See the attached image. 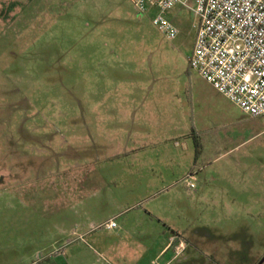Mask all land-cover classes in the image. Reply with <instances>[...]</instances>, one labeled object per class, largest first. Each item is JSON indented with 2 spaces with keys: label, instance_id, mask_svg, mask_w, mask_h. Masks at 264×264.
Instances as JSON below:
<instances>
[{
  "label": "rangeland",
  "instance_id": "rangeland-1",
  "mask_svg": "<svg viewBox=\"0 0 264 264\" xmlns=\"http://www.w3.org/2000/svg\"><path fill=\"white\" fill-rule=\"evenodd\" d=\"M17 2L0 0V264H257L264 117L189 68L192 13H168L170 40L130 0Z\"/></svg>",
  "mask_w": 264,
  "mask_h": 264
},
{
  "label": "built area",
  "instance_id": "built-area-1",
  "mask_svg": "<svg viewBox=\"0 0 264 264\" xmlns=\"http://www.w3.org/2000/svg\"><path fill=\"white\" fill-rule=\"evenodd\" d=\"M130 1L138 13L155 9L152 22L170 40L177 29L168 13L176 5L188 9L196 20L189 68L243 114L264 117V0ZM101 227L117 225L111 219Z\"/></svg>",
  "mask_w": 264,
  "mask_h": 264
},
{
  "label": "crops",
  "instance_id": "crops-1",
  "mask_svg": "<svg viewBox=\"0 0 264 264\" xmlns=\"http://www.w3.org/2000/svg\"><path fill=\"white\" fill-rule=\"evenodd\" d=\"M8 1L11 2L12 5H13L14 7L18 4L17 0H13V1H10V0H4V2H6V4H9ZM227 118H229V117H227ZM238 123H239V121H238V119H237L236 122H235V124L238 125ZM168 245H169V244H168ZM168 245H167V246H168ZM173 258H174V257H173ZM173 258L170 259V260H168L165 264H170V263L172 262Z\"/></svg>",
  "mask_w": 264,
  "mask_h": 264
},
{
  "label": "water",
  "instance_id": "water-1",
  "mask_svg": "<svg viewBox=\"0 0 264 264\" xmlns=\"http://www.w3.org/2000/svg\"><path fill=\"white\" fill-rule=\"evenodd\" d=\"M257 264H264V256L260 259V261Z\"/></svg>",
  "mask_w": 264,
  "mask_h": 264
},
{
  "label": "trees",
  "instance_id": "trees-1",
  "mask_svg": "<svg viewBox=\"0 0 264 264\" xmlns=\"http://www.w3.org/2000/svg\"><path fill=\"white\" fill-rule=\"evenodd\" d=\"M190 260V259H189ZM192 261V260H191ZM184 262H186V261H181V263H175V264H187V263H184ZM209 264V263H208Z\"/></svg>",
  "mask_w": 264,
  "mask_h": 264
}]
</instances>
